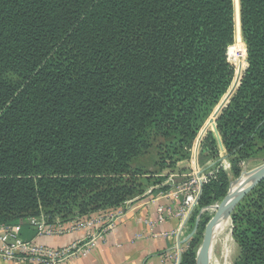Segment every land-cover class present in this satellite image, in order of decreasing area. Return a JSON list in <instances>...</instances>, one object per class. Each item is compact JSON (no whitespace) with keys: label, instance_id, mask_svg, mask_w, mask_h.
<instances>
[{"label":"trees","instance_id":"trees-1","mask_svg":"<svg viewBox=\"0 0 264 264\" xmlns=\"http://www.w3.org/2000/svg\"><path fill=\"white\" fill-rule=\"evenodd\" d=\"M238 4L247 67L215 121L234 174L264 157V0ZM235 33L234 0H0V227L143 198L134 161L154 150L161 168L196 138L234 78ZM217 153L207 131L198 164ZM217 166L202 198L226 195ZM231 217L242 264H264V180Z\"/></svg>","mask_w":264,"mask_h":264},{"label":"rangeland","instance_id":"rangeland-1","mask_svg":"<svg viewBox=\"0 0 264 264\" xmlns=\"http://www.w3.org/2000/svg\"><path fill=\"white\" fill-rule=\"evenodd\" d=\"M236 12L238 15V3L237 8H235V17ZM231 49L233 50L231 52L229 49L228 61L235 70L234 78L226 95H224L221 101L213 109L196 138L199 134H201V132L214 131L213 122L215 124L216 118L222 111L221 109L228 104L229 100L233 96L235 92L233 89L238 87V79L242 76V73L247 67L246 46L241 39V34L239 38H237L236 35L235 42L233 46H231ZM236 89L237 88H235V90ZM228 96H230L229 99ZM196 138L189 142L188 146L180 147L177 153L173 154V161L171 163L167 161L166 165L161 168L154 165L156 163V154L154 150L137 158L133 163V167H138L143 171V175L139 176L136 180L137 183L142 184L144 188L147 189L146 192H155L153 196H169V205L171 206L173 204L174 208L176 207L175 209L179 213L181 210L184 216L187 215L190 218V221L187 222L186 233L184 235L186 243L181 250L182 256L188 254L194 255V264H196V253L201 245L206 225L215 215V211L212 210V207L218 205L223 199L214 201L210 193L203 195V198L201 197L202 187L207 182V175L210 173L206 170L202 171L203 169L197 167L196 154L198 152V146L196 144ZM216 163L219 165L217 167L223 169L226 176L227 193L231 184L233 187L241 178L250 175V172H254V170L263 166L264 157L260 156L246 162H239L236 174H234L231 166L228 165L230 163L224 162L223 159L218 158ZM203 177H206V181L198 185V181H200ZM113 211L114 210H106L100 211V213H102V215H107L108 218H111ZM198 219L199 224L195 230V224ZM35 220L39 221L42 219ZM231 226L233 228L234 224L231 220H229V227L226 228L222 234H219V236L214 235L212 253L208 258L209 264H242L243 257L240 255L238 244L234 240L233 235H231ZM183 229L184 227L181 228L182 232H184ZM193 232L195 234H193ZM192 234L193 236L190 238V235ZM182 256L179 262H177V258L174 256L172 259L174 264H181Z\"/></svg>","mask_w":264,"mask_h":264},{"label":"crops","instance_id":"crops-1","mask_svg":"<svg viewBox=\"0 0 264 264\" xmlns=\"http://www.w3.org/2000/svg\"><path fill=\"white\" fill-rule=\"evenodd\" d=\"M211 132L217 144V157L208 160L202 166L198 164V158L200 144L206 132H201L196 138L197 167L208 173L214 169L218 158L229 163L217 132L215 130ZM167 197L145 195L127 204L121 209L123 213L120 217L113 218L107 223L106 232L94 248L89 249L85 256L67 259L63 264H174L172 260L176 256L174 245L178 242L176 234L183 225L184 232L179 239L181 250L186 243L184 235L190 218L179 216L176 207L174 208L173 204L169 205ZM160 207L170 208V214L163 222H159L157 217V209ZM11 228L13 234L22 241H32L56 250L67 248L74 242L84 243L89 235L87 230H75L58 236H38L28 220ZM0 264L27 263L0 260Z\"/></svg>","mask_w":264,"mask_h":264},{"label":"built area","instance_id":"built-area-1","mask_svg":"<svg viewBox=\"0 0 264 264\" xmlns=\"http://www.w3.org/2000/svg\"><path fill=\"white\" fill-rule=\"evenodd\" d=\"M228 54L229 50L227 56ZM205 181L206 177H203L198 181V185ZM150 192L148 191L145 195H149ZM129 203L124 204L122 208ZM121 209L114 211L111 218L98 212L96 214L93 213L88 216L75 218L70 222L55 223L52 225L46 224L43 220L30 219L29 224L37 232L38 236H58L75 230H87L89 232L86 242H81L82 244L80 242H74L67 248L60 250L48 248L32 241H22L13 234L11 227H0V260L20 261L27 264H63L67 259L85 256L88 250L94 248L102 239L104 232H106L107 223L112 221L113 218L115 219L122 215L123 212ZM157 213L158 221L163 222L167 218V215L170 214V208L167 207L165 209L160 207L157 209ZM178 215L184 216L181 210L180 213L178 212ZM182 227L183 225H181ZM181 228H179L176 234L178 242L174 245L177 262L180 261L182 256L180 252L181 241H179L183 234Z\"/></svg>","mask_w":264,"mask_h":264},{"label":"water","instance_id":"water-1","mask_svg":"<svg viewBox=\"0 0 264 264\" xmlns=\"http://www.w3.org/2000/svg\"><path fill=\"white\" fill-rule=\"evenodd\" d=\"M238 21H239V4H238ZM240 26V21H239ZM241 80V79H240ZM214 130L216 131L215 124L213 122ZM260 172H250L249 178L245 180L240 188L236 192H231L230 189L223 197L221 202L217 206H213L212 209H215V215L209 220L206 225L203 239L200 247L196 253V264H208V250L210 244V238L214 228L221 222L222 216L228 214L230 217L234 211L237 204L251 193L263 180H264V165L261 166ZM232 222V217H231ZM199 224V219L196 221L195 230ZM193 234H195L193 232ZM190 235V238L193 236ZM231 235H232V226H231ZM234 264V263H233Z\"/></svg>","mask_w":264,"mask_h":264},{"label":"bare ground","instance_id":"bare-ground-1","mask_svg":"<svg viewBox=\"0 0 264 264\" xmlns=\"http://www.w3.org/2000/svg\"><path fill=\"white\" fill-rule=\"evenodd\" d=\"M234 2H235V8H237V3H238V0H234ZM236 18H237V21H236V35H237V38H239L240 37V29H239V24H238V15H237V12H236ZM232 50L233 49H230V51L232 52ZM245 55V54H244ZM240 79H241V76L239 77V79H238V84H239V81H240ZM236 88V87H235ZM235 88H234V90H235ZM229 97L230 96H228V99H229ZM228 101V100H227ZM226 101V102H227ZM261 169L263 170V168L262 167H260V168H258V169H256L255 171L256 172H260L261 171ZM254 171V172H255ZM255 172V173H256ZM249 178V175L248 176H245V177H243V178H241L233 187L230 185V191L231 192H236L239 188H240V186H241V184L245 181V180H247ZM232 187V188H231ZM215 206H217V205H215ZM213 211H215V209H212ZM228 218H229V220H231L230 218V216L228 215V214H226V215H224V216H222V220H221V222L214 228V230H213V232H212V235H211V238H210V244H209V250H208V258H209V256H210V254L212 253V248H213V244H214V235L215 236H219V234H222L223 233V231L226 229V228H228L229 227V220H228ZM231 224V223H230ZM208 260V259H207ZM208 264H209V262H208Z\"/></svg>","mask_w":264,"mask_h":264}]
</instances>
